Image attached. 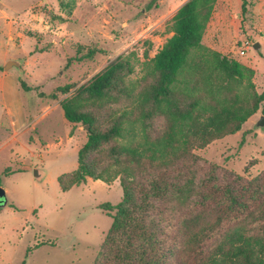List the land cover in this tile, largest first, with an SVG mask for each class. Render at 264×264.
<instances>
[{"label":"trees","instance_id":"16d2710c","mask_svg":"<svg viewBox=\"0 0 264 264\" xmlns=\"http://www.w3.org/2000/svg\"><path fill=\"white\" fill-rule=\"evenodd\" d=\"M214 2L177 8L172 35L137 82L125 81L131 54L73 90L59 88L71 90L58 103L64 120L87 129L76 167L56 178L58 189L117 179L121 190L114 207H100L111 223L91 264H264V169L247 179L192 153L264 109L253 71L201 44ZM72 7L59 1L66 16ZM133 123L142 143H122L124 125Z\"/></svg>","mask_w":264,"mask_h":264},{"label":"rangeland","instance_id":"374dc122","mask_svg":"<svg viewBox=\"0 0 264 264\" xmlns=\"http://www.w3.org/2000/svg\"><path fill=\"white\" fill-rule=\"evenodd\" d=\"M59 1L0 0V188L7 202L0 208V264L93 262L111 223L100 207H114L121 190L117 179L58 189L56 178L75 169L86 138L84 127L64 120L58 103L118 55H133L126 83L140 80L187 0H72L69 16ZM201 44L251 69L254 91H264V0H215ZM7 60H19L21 73L4 72ZM64 86L73 88L62 95ZM260 117L264 109L234 135L192 153L255 177L264 169ZM121 142L142 143L137 123L124 125ZM34 169L41 179L33 178Z\"/></svg>","mask_w":264,"mask_h":264},{"label":"water","instance_id":"95a60500","mask_svg":"<svg viewBox=\"0 0 264 264\" xmlns=\"http://www.w3.org/2000/svg\"><path fill=\"white\" fill-rule=\"evenodd\" d=\"M258 47L257 44L253 45V48L256 49ZM12 67H15L19 70V73H21L20 70V61L19 60H7L4 65H3V71H8L9 69H11ZM257 127H262L264 126V117H260L259 120L256 123ZM84 129L86 130L87 128L84 126ZM32 176L34 179L39 180L42 178L43 174L40 170L38 169H34L32 171ZM7 204L6 200H5V193L3 191V189L0 188V208L5 207Z\"/></svg>","mask_w":264,"mask_h":264},{"label":"built area","instance_id":"2783aa9c","mask_svg":"<svg viewBox=\"0 0 264 264\" xmlns=\"http://www.w3.org/2000/svg\"><path fill=\"white\" fill-rule=\"evenodd\" d=\"M244 46H246V45H244Z\"/></svg>","mask_w":264,"mask_h":264}]
</instances>
